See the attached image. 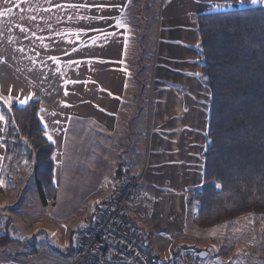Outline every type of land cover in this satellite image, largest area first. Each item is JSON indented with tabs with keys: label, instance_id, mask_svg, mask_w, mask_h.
<instances>
[{
	"label": "crops",
	"instance_id": "obj_1",
	"mask_svg": "<svg viewBox=\"0 0 264 264\" xmlns=\"http://www.w3.org/2000/svg\"><path fill=\"white\" fill-rule=\"evenodd\" d=\"M177 1L168 0L169 9ZM151 2L143 1L146 8ZM190 2L197 11L203 10L202 6L211 2L223 4L219 6L223 9L214 13L264 7V3L252 4L251 0H244L242 4L240 0ZM137 3L138 0H9L8 3L0 0V12L5 13L0 16V60L4 58L6 61L0 62V95L15 100L20 108L33 100L40 101L39 118L47 139L55 149L54 184L57 199L55 204H49L48 207L53 206L55 212L59 209L64 213L58 216L54 212L53 219L42 221L29 218L21 208L7 209L4 214L8 221L4 229L9 227L10 237L16 243L9 247L0 245V264H68L85 241L91 227L84 230L73 222L69 226L65 225L69 214L76 208L72 205L73 201H64L60 195L64 163L70 152L74 154L73 148L80 147L79 139L85 134L90 139L91 148L98 154V174L103 176L108 166H114V182L118 179L120 167L129 176L145 171L148 180H163L183 178V169L187 174L194 173L196 163L202 174L195 195L202 189L204 154L209 141L205 150L199 152L196 159L192 158L194 146L191 148L190 142L186 143L184 139V118L178 107L179 100L187 96L183 86L192 88L196 85L191 76L185 71H181V74L170 71L173 75L170 78L182 85L175 91L161 90L149 95L138 93L136 89L137 80L131 74L136 58V39L131 37L133 26L130 21L133 15L130 10ZM186 12H171L170 16L175 22L186 18L192 20L195 34L191 33L188 43L184 45L190 46V42L199 44L196 18L208 13L191 10L196 12L191 19L189 11ZM172 24L175 23L172 21ZM167 43V52L178 49L180 45L173 34ZM9 60L15 64H9ZM171 67L175 68L173 65ZM164 73L162 69V76ZM191 95L199 105L201 97L198 87ZM0 116L1 184L10 175H2L6 149L3 144L5 121L1 108ZM175 169L178 172L175 173ZM112 193L113 186L104 197L94 200L93 208L86 210L87 214L82 219L91 216L100 204L113 198ZM140 196L143 205L141 208L130 206L128 222L136 230H150L146 220L152 211L147 209L149 198L145 194ZM6 197L7 204L14 200L10 195L6 194ZM1 201H5L3 195ZM141 220H145L146 226L139 225ZM232 222L239 221L236 219ZM241 222L246 224L250 221ZM235 227L233 224L208 230L197 227L199 233L191 240L181 237L177 232L176 235L155 233L149 239L154 253L160 257V264H186L181 251L184 245L180 243L194 246L191 248L196 254L208 253L207 259H199V264H218L217 259L222 264H263L261 261L264 256L255 261L253 258H256V254H251L246 248L237 253V241L231 236L226 240L228 246H223V237L226 234L234 235L238 230ZM63 237H67L68 247L62 250L58 238ZM161 237L166 238L165 248L161 247ZM34 238L36 243L32 246H19L17 243ZM242 241L249 244L245 238Z\"/></svg>",
	"mask_w": 264,
	"mask_h": 264
},
{
	"label": "trees",
	"instance_id": "obj_2",
	"mask_svg": "<svg viewBox=\"0 0 264 264\" xmlns=\"http://www.w3.org/2000/svg\"><path fill=\"white\" fill-rule=\"evenodd\" d=\"M196 22L202 81L210 89L211 108L195 224L208 230L246 215L264 217V7L201 14ZM0 108L4 166L33 160L41 202L45 207L55 204V149L39 118L40 101L24 108L0 101ZM118 172L119 181L123 168ZM14 242L6 227L0 245Z\"/></svg>",
	"mask_w": 264,
	"mask_h": 264
},
{
	"label": "rangeland",
	"instance_id": "obj_3",
	"mask_svg": "<svg viewBox=\"0 0 264 264\" xmlns=\"http://www.w3.org/2000/svg\"><path fill=\"white\" fill-rule=\"evenodd\" d=\"M143 1L145 0H138L136 5H132L134 9L130 10L131 15H133L130 21L132 22L131 26H133L131 37H135L136 39V58L131 74L136 77V89L138 93L149 95L157 94L161 90L175 91L177 90L176 88L179 89L182 85L177 84L174 79L170 78V76H173L170 74V71L173 70L174 72H178V74H181V71H185L186 74L189 73L192 81L196 84L191 87L194 88V91L198 87V91L200 92L201 104H196L195 99H193L191 95L192 88L183 86L187 96L179 100L178 107L181 113H183L184 118V139L186 143L190 142L191 148L194 146V149L192 148V158L196 159L198 153L205 150L208 143L211 92L202 81L199 44L190 42V46L184 45V43H188L187 41H189L191 33L195 34L193 32L194 25L192 24V20H187L186 18L175 22L172 20L170 13H188L186 11H189L191 19H193L196 12L214 13L216 10H222L223 7L219 6L223 4L217 5L211 2L205 6L201 5L203 10L198 9L199 11H197L193 8L191 0H178L171 9H169L170 4L168 0H152L149 8H146V4ZM195 5L197 6V4ZM191 10L196 12H190ZM172 21L175 23L174 25ZM172 34L176 42H180L178 47L181 49L178 48L167 52V39H170V35ZM181 43H183V47ZM187 46L188 50L185 49ZM1 61L6 63L4 58ZM8 63L15 64L12 60H9ZM171 65L175 66V68H172ZM164 66L166 67L164 68ZM162 69L165 72L163 76ZM190 90L191 92H188ZM0 101L6 107H10L13 103H16L15 100L4 98L1 95ZM79 140H81L80 147L73 148L74 154L71 155L70 152L64 163L63 180L60 183V195L64 201L69 200V203L73 201L72 205L74 209L76 208L69 214L70 217L67 219V222L63 221V223L66 222L65 225L69 226V223L73 222V224L78 227L82 226L85 230V228L93 225L96 218L95 210L91 216L82 219L87 214L86 210L93 208L94 200L104 197L112 186V196L114 197L119 181L114 182L112 179L114 166H108L103 176L98 174L96 169L99 163L98 154L94 151V148H91L92 144L89 141L88 135L85 134ZM34 164L33 160L30 161L27 158H23L21 161H17L14 166H4V174L7 177L10 176L8 177L9 179L4 178L0 184L4 191L3 194H0V230L2 235L4 234V226L8 221V217L4 214L7 212V209L21 208L29 218L40 219L42 221L53 219L55 213L58 216L64 214L59 209L55 212L54 208H52L53 206H43L37 189ZM195 165L196 169L194 173L187 174L186 170L183 169V178L177 179L148 180V175L145 171L135 174V176H144V180L136 194V199L142 200L140 195L145 194L149 198L147 209L152 210L151 215L146 219L148 220V224H150L151 231L145 228L138 229L137 231L144 235L150 245L151 241L149 238H152L155 233L168 232L176 235L177 232L181 237L188 238L189 240L199 233L197 230L198 226L195 224L199 208V203L195 200V192L198 189V184L201 182L200 175L202 174V170L198 169L199 165L196 163ZM176 170L175 173L178 172ZM112 182H114V185ZM6 194L14 199L10 204H7L8 198ZM1 195H3L5 200L3 202L1 201ZM132 205L141 208L143 200L140 205H136V200H134ZM2 218H6L5 223ZM247 220L250 222L241 224V221ZM238 221L237 223L231 221L225 224H233L238 230L235 231L234 235L226 234L222 239V244L223 246H228L229 243L226 240L231 236L237 241V246L239 247L237 253L246 248L247 251H251V254H256V258L253 259L258 261L260 256H264V217L246 215L243 216L242 220L238 218ZM139 225L146 226L145 220H141ZM77 230L80 229L78 228ZM244 238L246 241H249V244H244V241H242ZM165 239L164 237L160 239L162 248H165ZM58 240L60 242V249L63 250L66 246L68 247L67 237L58 238ZM24 243L28 246L34 244L33 239H29ZM180 245H184V247L181 246L183 247L181 251L184 256L195 248L187 243H180ZM174 251H176V248H174ZM261 262L264 264V259Z\"/></svg>",
	"mask_w": 264,
	"mask_h": 264
},
{
	"label": "built area",
	"instance_id": "obj_4",
	"mask_svg": "<svg viewBox=\"0 0 264 264\" xmlns=\"http://www.w3.org/2000/svg\"><path fill=\"white\" fill-rule=\"evenodd\" d=\"M143 180V175H123L115 196L99 205L85 241L68 264H160L148 240L128 222L133 201L142 204L136 194ZM184 260L200 263L194 251L186 253Z\"/></svg>",
	"mask_w": 264,
	"mask_h": 264
},
{
	"label": "snow or ice",
	"instance_id": "obj_5",
	"mask_svg": "<svg viewBox=\"0 0 264 264\" xmlns=\"http://www.w3.org/2000/svg\"><path fill=\"white\" fill-rule=\"evenodd\" d=\"M5 3H8L9 0H4ZM244 2V0H240V3L242 4ZM252 4H258V3H264V0H251ZM73 7H76L75 5H73ZM10 11V9H9ZM5 15L4 12H0V16ZM20 103H26L25 101H20ZM0 119H2V116H0ZM51 139V138H50ZM217 188H219V185H216Z\"/></svg>",
	"mask_w": 264,
	"mask_h": 264
},
{
	"label": "water",
	"instance_id": "obj_6",
	"mask_svg": "<svg viewBox=\"0 0 264 264\" xmlns=\"http://www.w3.org/2000/svg\"><path fill=\"white\" fill-rule=\"evenodd\" d=\"M196 257H197L198 259L205 260V259H207V257H208V253H207V252H202V253L196 254ZM216 263H218V264H222V262H221L219 259L216 260Z\"/></svg>",
	"mask_w": 264,
	"mask_h": 264
}]
</instances>
